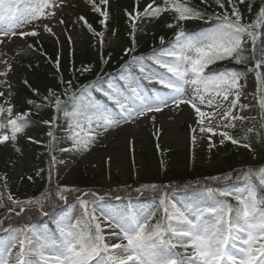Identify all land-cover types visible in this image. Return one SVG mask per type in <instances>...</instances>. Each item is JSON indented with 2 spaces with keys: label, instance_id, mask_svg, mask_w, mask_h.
I'll list each match as a JSON object with an SVG mask.
<instances>
[{
  "label": "snow or ice",
  "instance_id": "obj_1",
  "mask_svg": "<svg viewBox=\"0 0 264 264\" xmlns=\"http://www.w3.org/2000/svg\"><path fill=\"white\" fill-rule=\"evenodd\" d=\"M84 9L97 14L100 30ZM117 13L125 18L129 42L121 49L118 78L109 81L103 68L113 53L104 52L105 36ZM191 21H202L201 30L188 31ZM157 24L171 35L153 33L158 46L136 54L138 34ZM78 27L93 37L99 67L77 66ZM45 36L58 45L62 36L67 41V75L62 50L54 60L41 51ZM18 41L19 51L9 55ZM24 51L45 56L56 69V83L41 91L21 78L30 94L20 97L12 77ZM88 74L95 79L78 83ZM166 109L187 113L193 159L197 144L211 152L230 143L253 154L255 163L206 178H235L243 181L240 187L197 181L184 189L192 190L193 199L181 203L169 195L171 184H141L135 192L163 195L157 207L139 210L117 207L95 189L59 183L57 166L70 167L66 156L90 152L122 125L149 120L155 126ZM45 111L47 118L41 116ZM238 129L242 134H235ZM159 134L153 133L157 140ZM25 144L40 146L36 158L47 159L21 173L18 182L40 179L44 187L18 196L8 172L0 173V264H264V0H0V148L12 152L6 168L25 159ZM70 196L78 214L67 213ZM36 217H51L53 226Z\"/></svg>",
  "mask_w": 264,
  "mask_h": 264
},
{
  "label": "rangeland",
  "instance_id": "obj_2",
  "mask_svg": "<svg viewBox=\"0 0 264 264\" xmlns=\"http://www.w3.org/2000/svg\"><path fill=\"white\" fill-rule=\"evenodd\" d=\"M116 2L120 5H127L130 0H116ZM91 13V11L84 9L82 14L87 18ZM67 16L70 21L75 19V14L72 10H67ZM118 17H121L119 13L116 14L115 18ZM161 25L148 26L146 38L156 33ZM69 27H71V23ZM145 27L143 25L142 29H145ZM73 35L75 40L73 47L77 50H83L84 47L92 43L91 34L79 27ZM41 43L52 49L62 50V55L69 48L63 36L61 37V45H58L52 38L47 36ZM20 46L19 41L15 46L10 45L9 55L19 51ZM107 46L120 50L123 44L120 38L115 36L109 38ZM21 78H28V72L22 67L20 61L12 77V82L17 85V91L23 85ZM173 116L175 118H172ZM187 121V113H169L166 109L163 114H157L155 126H153L151 121L143 120L138 126L122 125L118 129H113L106 137H102L100 143L90 152L77 154L74 159L66 156L65 159L69 161L70 167L57 166L60 169L61 177L59 183L74 186L80 184L82 187L98 189L99 191L101 189L121 188L125 187V185L135 189L151 180L156 182L160 178H170L174 173H180L184 169L194 170L199 168L201 172L215 173L217 171L226 172L237 169L250 162L255 163L252 160V153L236 146H233L236 155L230 157L229 161L228 157L230 155L224 146L208 152L203 144H197L194 150L195 158L193 159V149L188 137ZM157 129H160L158 140L153 135ZM32 131L39 132V128L34 127ZM242 132L243 129H238L235 134L240 135ZM130 139L133 141L131 145L128 143ZM23 142L21 141L22 144ZM105 144L107 147L102 146ZM157 145L163 147V152L160 151ZM35 154V152L25 149V159L17 160L15 169H11L9 175L10 185L12 191L18 196H29L33 189L42 188L40 183H30L26 179L22 183L18 182V176L21 173L27 172L41 163V160H38ZM108 156L112 157L110 162L107 161ZM161 161H163V165ZM174 198L176 201L181 202L179 198ZM158 204L159 201H156L149 207L133 209L147 210L157 207ZM73 213L78 214L77 203L71 207L68 214L71 215Z\"/></svg>",
  "mask_w": 264,
  "mask_h": 264
},
{
  "label": "trees",
  "instance_id": "obj_3",
  "mask_svg": "<svg viewBox=\"0 0 264 264\" xmlns=\"http://www.w3.org/2000/svg\"><path fill=\"white\" fill-rule=\"evenodd\" d=\"M257 2L259 3L260 0H257ZM194 3H199V1H195ZM89 22H91L94 27L97 28V30H100V26L97 23L98 21V16L97 14H93V16H90L87 18ZM202 23V21H191L186 25L187 30L189 31L190 29H192V27H196ZM111 28H116L118 29V36L120 37L121 41L123 42L124 46H127L128 42H129V38L127 36V26L125 24V18L124 17H120V19H113L111 21ZM111 28L109 29V31L106 33L105 39L109 38L110 36H112L111 34ZM161 34H166L167 36H170L171 33L168 32L167 29L165 28H161L158 32V34H156V37H158ZM142 32L140 34H138V40H139V44H141L142 42ZM153 44H156L158 46V39H155L152 37L148 42H146L144 45H139L138 49H137V53L136 54H144L147 55L150 53ZM42 52L47 53V56L52 57V59L54 60L56 55H57V51L50 49L49 47H45L44 45H42ZM111 51L113 53L112 56V60L108 65H105L103 68L104 70H111L108 71L109 73H113L114 69L116 71L121 69V64L123 63V61L120 59V56L122 55V52L116 51V50H112L110 48H107L105 45L104 48V52L107 53ZM21 62L23 63V67L26 68L28 70V74H29V80L32 82L33 86H37L40 88L41 91H44L47 87L52 86L56 83V69L54 67V65L52 63H50L45 56L39 55V54H32L28 51H24L21 56ZM74 59L76 61L77 66L80 65L81 62H92L97 64V66L99 67L98 64V56H97V48L93 47V45H89L87 48H85L83 51L81 52H75L74 54ZM125 59H127V57H125ZM68 60H69V53H67L66 55L62 56V70L65 72V75H67V68H68ZM31 64L32 67H29L28 65ZM226 64H221V65H217V67H225ZM113 69V70H112ZM95 79V75L94 74H88L85 77H80V80L78 81V83H83V84H88L91 81H93ZM18 94L20 97H23L25 95H29V91L28 89L23 85L21 90L18 91ZM49 115V113L47 111L42 112L41 116L43 118H47ZM43 135V134H42ZM27 147H30L31 150L33 151V148L30 145H27ZM226 149L234 154V150L233 148L228 144L226 146ZM9 158V151L6 148H0V173H3L4 171H7L9 174V170H10V166L6 168V162L8 161ZM196 172H199L198 169H195ZM200 176V182H203V177L207 176L209 177H213L216 176L215 174L212 173H201L199 174ZM193 179V176L189 173L188 170H183L180 173H176L173 175V182H169V184L174 186V190H180V192H178L179 194L182 195H187L188 199L190 200L192 197V190L189 189L187 191H185V186L189 185L188 182L189 180ZM225 181V180H224ZM232 181H237L235 178H233ZM150 184V183H149ZM168 184V185H169ZM158 185L164 186L162 183H159ZM109 194H111L112 192H115L117 194H119L121 197H133L135 193L133 191H131L130 189H121V190H111V191H107ZM142 199L144 201L148 200V196L150 195H156L158 196L159 194L163 193L160 191H153L151 189L146 190V191H142ZM39 193H33L32 195H36ZM74 196H70L69 197V201H71V199H73ZM41 217H36V221H40ZM2 235V233H0V236Z\"/></svg>",
  "mask_w": 264,
  "mask_h": 264
}]
</instances>
